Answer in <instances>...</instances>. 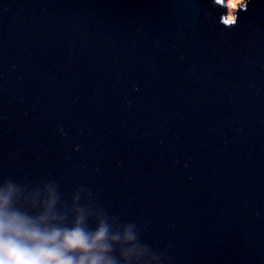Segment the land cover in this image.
Wrapping results in <instances>:
<instances>
[{
    "label": "water",
    "instance_id": "water-1",
    "mask_svg": "<svg viewBox=\"0 0 264 264\" xmlns=\"http://www.w3.org/2000/svg\"><path fill=\"white\" fill-rule=\"evenodd\" d=\"M225 13L0 0L5 209L103 223L112 264H264V0Z\"/></svg>",
    "mask_w": 264,
    "mask_h": 264
},
{
    "label": "clouds",
    "instance_id": "clouds-1",
    "mask_svg": "<svg viewBox=\"0 0 264 264\" xmlns=\"http://www.w3.org/2000/svg\"><path fill=\"white\" fill-rule=\"evenodd\" d=\"M245 8L246 0H228L225 15L235 23L234 10ZM10 195L11 190L0 196V264H112L104 256L108 251L106 225L101 223L94 233H88L78 218L71 228L40 227L46 216L34 220L5 209Z\"/></svg>",
    "mask_w": 264,
    "mask_h": 264
},
{
    "label": "rangeland",
    "instance_id": "rangeland-1",
    "mask_svg": "<svg viewBox=\"0 0 264 264\" xmlns=\"http://www.w3.org/2000/svg\"><path fill=\"white\" fill-rule=\"evenodd\" d=\"M225 2H226V6H227V10H228V0H225ZM239 6V5H238ZM237 6V7H238ZM235 11V10H234Z\"/></svg>",
    "mask_w": 264,
    "mask_h": 264
},
{
    "label": "snow or ice",
    "instance_id": "snow-or-ice-1",
    "mask_svg": "<svg viewBox=\"0 0 264 264\" xmlns=\"http://www.w3.org/2000/svg\"><path fill=\"white\" fill-rule=\"evenodd\" d=\"M222 3H224V0H221Z\"/></svg>",
    "mask_w": 264,
    "mask_h": 264
},
{
    "label": "bare ground",
    "instance_id": "bare-ground-1",
    "mask_svg": "<svg viewBox=\"0 0 264 264\" xmlns=\"http://www.w3.org/2000/svg\"><path fill=\"white\" fill-rule=\"evenodd\" d=\"M225 1V0H224Z\"/></svg>",
    "mask_w": 264,
    "mask_h": 264
}]
</instances>
